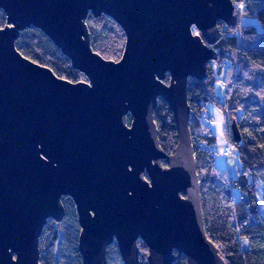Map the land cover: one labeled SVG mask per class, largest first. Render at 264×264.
Returning a JSON list of instances; mask_svg holds the SVG:
<instances>
[{
    "label": "water",
    "instance_id": "1",
    "mask_svg": "<svg viewBox=\"0 0 264 264\" xmlns=\"http://www.w3.org/2000/svg\"><path fill=\"white\" fill-rule=\"evenodd\" d=\"M0 11V264H40L63 197L76 206L82 264H107L114 244L123 264H139V242L148 264H225L205 232L188 80H206L218 60L219 24H239L233 0H0ZM90 14L123 30L119 61L93 50ZM30 28L87 81L24 57L16 41ZM159 99L178 134L170 155L154 121ZM231 133L240 146L236 121Z\"/></svg>",
    "mask_w": 264,
    "mask_h": 264
},
{
    "label": "trees",
    "instance_id": "2",
    "mask_svg": "<svg viewBox=\"0 0 264 264\" xmlns=\"http://www.w3.org/2000/svg\"><path fill=\"white\" fill-rule=\"evenodd\" d=\"M235 14L241 17V8L257 7V17L264 25V0H233ZM5 15L0 11V27ZM240 24V21H239ZM222 28L223 35L213 48L218 60L208 69V78L188 80L190 131L197 173L200 179L201 203L207 237L219 250L225 264H264V30L246 25ZM93 50L108 60L119 61L124 45L123 30L109 17L102 15L87 19ZM240 26V27H239ZM17 50L27 59L48 67L55 75L72 82L87 81L86 76L73 69L71 61L38 29L21 32L16 41ZM217 73L223 74L217 78ZM221 82L219 95L216 81ZM169 82V76L165 81ZM214 103L226 116L227 139L234 145L240 161L238 176H229L227 170L215 163L212 147L216 136L211 131L212 117L208 105ZM128 116V123H130ZM159 140L167 154L175 151L178 134L168 104L158 100L154 111ZM237 122L242 144L237 145L231 133V123ZM262 188V206L258 201ZM239 198L235 200L234 194ZM63 202L67 214L62 222L49 220L40 237V264H64L59 257H69V264H82L78 251L80 226L77 212L70 198ZM246 241V244L244 243ZM139 264H148L147 247L139 242ZM64 255V256H65ZM117 246L108 248L107 264L121 263ZM66 264V263H65ZM174 264H186L182 256Z\"/></svg>",
    "mask_w": 264,
    "mask_h": 264
},
{
    "label": "rangeland",
    "instance_id": "3",
    "mask_svg": "<svg viewBox=\"0 0 264 264\" xmlns=\"http://www.w3.org/2000/svg\"><path fill=\"white\" fill-rule=\"evenodd\" d=\"M249 12H245V7L241 8V17H240V26H246V25H252L255 26L256 29L261 32L264 30V25L260 22L259 18L257 17V7L253 4L248 5ZM239 26V27H240ZM223 30H225L226 26L222 24ZM221 28V29H222ZM195 33H198L197 30H193ZM213 69L216 71L217 78H222L223 74L217 73L216 66L213 67ZM217 87V92L220 95V87L221 82L219 80L215 83ZM208 116L212 117V124H211V131L216 136V143L212 147V150L215 152V163L219 168L227 170L229 176L236 177L238 176L240 172V161L238 158V152L235 149L232 154H227V147L229 145V141L227 139V120L226 116L223 113L222 110H220L214 103H210L208 105ZM235 200L239 198V194L236 191L234 194ZM258 201L260 205L262 206V188H259L258 193ZM246 244V241H244ZM63 254L62 257H59L61 261L65 264H69V257L67 255ZM118 264V263H115ZM119 264H123L122 262Z\"/></svg>",
    "mask_w": 264,
    "mask_h": 264
},
{
    "label": "built area",
    "instance_id": "4",
    "mask_svg": "<svg viewBox=\"0 0 264 264\" xmlns=\"http://www.w3.org/2000/svg\"><path fill=\"white\" fill-rule=\"evenodd\" d=\"M213 122L211 121L210 124H212ZM235 148H234V145L229 143L228 147H227V154H232L234 152Z\"/></svg>",
    "mask_w": 264,
    "mask_h": 264
},
{
    "label": "flooded vegetation",
    "instance_id": "5",
    "mask_svg": "<svg viewBox=\"0 0 264 264\" xmlns=\"http://www.w3.org/2000/svg\"><path fill=\"white\" fill-rule=\"evenodd\" d=\"M163 165L164 166H167V163H166V161H163ZM146 178L148 179V177L146 176ZM64 198V197H63ZM68 198H70V197H68ZM71 199V198H70ZM62 201H63V199H62ZM71 201H72V203H73V205H74V207H75V209H76V206H75V203H74V201L71 199ZM63 204H64V202H63ZM64 206H65V204H64ZM66 208V207H65ZM66 214H67V209H66ZM66 216V215H65Z\"/></svg>",
    "mask_w": 264,
    "mask_h": 264
}]
</instances>
